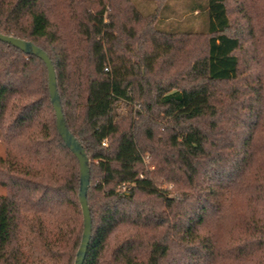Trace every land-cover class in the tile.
<instances>
[{"label":"trees","instance_id":"obj_1","mask_svg":"<svg viewBox=\"0 0 264 264\" xmlns=\"http://www.w3.org/2000/svg\"><path fill=\"white\" fill-rule=\"evenodd\" d=\"M227 1L207 0L204 50L182 63L192 37L157 31L156 17L145 32L127 27L129 0H0V34L48 55L66 128L88 159L83 264H264L248 255L264 245V8L240 2L244 24L232 33ZM129 41L150 49L132 62ZM161 58L168 80L154 68ZM119 102H135L136 119H118ZM0 134L1 185L35 202L66 194L65 204L20 201V257L74 264L78 161L57 132L44 63L3 42ZM144 154L153 171L143 170ZM161 179L175 182L178 198ZM9 223L1 208L2 244Z\"/></svg>","mask_w":264,"mask_h":264},{"label":"rangeland","instance_id":"obj_2","mask_svg":"<svg viewBox=\"0 0 264 264\" xmlns=\"http://www.w3.org/2000/svg\"><path fill=\"white\" fill-rule=\"evenodd\" d=\"M244 2L247 5L250 3L253 7L264 8V0H249L245 2L244 0H228V14L231 20L232 33H236L240 29V24H244L241 19V15L238 13L239 3ZM207 0H129L128 4H124L123 7L128 11L127 14V27L131 24L134 29L138 32H145L146 24L149 19L156 17L155 29L166 35H178V36H188L192 38H184L183 48L178 55L181 58L182 63L186 62L190 54L199 55L204 50V38L202 35L206 34L207 27V14L204 11ZM106 11H108V4L105 5ZM139 16L141 23L138 24L139 27L134 25L133 16ZM144 24V25H143ZM147 30V29H146ZM166 39H163L164 41ZM150 46L146 44H134L131 41L126 43L123 52L126 56L130 57L132 62L138 61L145 51L149 50ZM131 50L135 53H129ZM154 68L158 73V77L162 80H168L171 76L173 69H169V72L165 73L168 69V65L165 64V58H161L154 63ZM256 70H260L257 68ZM138 109L136 103L132 102H119L115 105V115L118 119L128 118L131 116L136 119L135 112ZM48 110V109H47ZM49 111V110H48ZM47 113L50 115V111ZM162 130H158L157 134H161ZM7 146L4 139L0 134V158H6ZM148 155L144 154L142 156L143 163L142 168L144 171H153L154 165L152 162L147 163ZM160 189L166 190L169 197L178 198L179 193L177 192V187L175 182H167L164 179L160 180ZM20 201L26 202L30 206L43 207L52 204H65L66 194L58 193L53 197L39 202H35L31 196L27 194H16L7 189L0 183V209L5 208L8 211L10 233L8 242L2 244L0 242V263L3 264H27L20 257V241L18 237V218H19V203ZM29 216H32L30 214ZM248 255H258L264 260V245L255 246L248 251Z\"/></svg>","mask_w":264,"mask_h":264},{"label":"water","instance_id":"obj_3","mask_svg":"<svg viewBox=\"0 0 264 264\" xmlns=\"http://www.w3.org/2000/svg\"><path fill=\"white\" fill-rule=\"evenodd\" d=\"M0 42L9 44L14 48L19 49L25 54L37 57L44 63L46 67L48 79V92L52 108L55 114L57 132L66 147L75 156L79 165L78 201L82 213L83 230L80 244L76 252L74 264H83L88 250L92 227L90 212L87 204V190L89 187V172L87 166L88 159L86 158L81 145L76 141L73 135L66 128L59 95L56 89V77L52 62L43 50H41L39 47L35 46L29 41L0 34Z\"/></svg>","mask_w":264,"mask_h":264},{"label":"built area","instance_id":"obj_4","mask_svg":"<svg viewBox=\"0 0 264 264\" xmlns=\"http://www.w3.org/2000/svg\"><path fill=\"white\" fill-rule=\"evenodd\" d=\"M104 145V144H103ZM122 189H125V186H121Z\"/></svg>","mask_w":264,"mask_h":264}]
</instances>
